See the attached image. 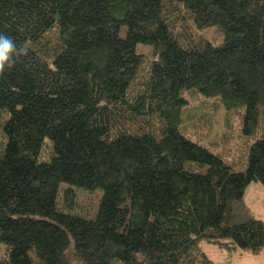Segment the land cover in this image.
<instances>
[{"label": "trees", "instance_id": "16d2710c", "mask_svg": "<svg viewBox=\"0 0 264 264\" xmlns=\"http://www.w3.org/2000/svg\"><path fill=\"white\" fill-rule=\"evenodd\" d=\"M0 33L27 49L0 74V264L264 251L244 200L264 188V0H0ZM186 94L243 109L244 170L180 132ZM76 191L98 195L91 214Z\"/></svg>", "mask_w": 264, "mask_h": 264}, {"label": "rangeland", "instance_id": "374dc122", "mask_svg": "<svg viewBox=\"0 0 264 264\" xmlns=\"http://www.w3.org/2000/svg\"><path fill=\"white\" fill-rule=\"evenodd\" d=\"M178 29L183 30L182 33L185 32V36H190L194 45H198L200 41H206L217 46L222 42L216 28H209L200 32L194 31L190 27ZM139 51L147 56L148 61L153 59L150 48H140ZM145 69H147V65H145ZM185 97L188 105L183 113L182 124L179 126L180 132L188 139L220 156L225 162L239 168L240 171L244 170L247 162V147L250 141H247L248 138L241 133L243 109L242 111H228L216 100L205 99L197 94H186ZM263 134L264 118L260 121L251 138L257 139ZM2 141L0 131V146ZM74 197L73 211L83 214H91L98 200V195L90 197L80 191H76ZM244 200L250 215L264 223V188L252 184L247 189ZM199 248L206 253L214 264H264V251L258 255H251L240 250L230 254L227 249L219 248L205 241L199 244Z\"/></svg>", "mask_w": 264, "mask_h": 264}, {"label": "clouds", "instance_id": "9594fccd", "mask_svg": "<svg viewBox=\"0 0 264 264\" xmlns=\"http://www.w3.org/2000/svg\"><path fill=\"white\" fill-rule=\"evenodd\" d=\"M27 49L18 47L15 40L9 35L0 33V74L11 69L15 63L13 57L26 54Z\"/></svg>", "mask_w": 264, "mask_h": 264}]
</instances>
